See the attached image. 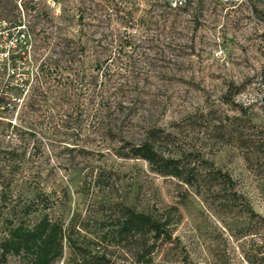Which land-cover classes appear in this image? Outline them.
Listing matches in <instances>:
<instances>
[{"label":"rangeland","instance_id":"rangeland-1","mask_svg":"<svg viewBox=\"0 0 264 264\" xmlns=\"http://www.w3.org/2000/svg\"><path fill=\"white\" fill-rule=\"evenodd\" d=\"M0 20V51L24 35L0 61V242L46 217L50 264H264V0H0ZM150 134L191 184L120 154ZM125 208L169 215L147 263L113 237Z\"/></svg>","mask_w":264,"mask_h":264},{"label":"trees","instance_id":"trees-1","mask_svg":"<svg viewBox=\"0 0 264 264\" xmlns=\"http://www.w3.org/2000/svg\"><path fill=\"white\" fill-rule=\"evenodd\" d=\"M18 23L20 24V21ZM17 39H19L18 35ZM13 54H16V56H13ZM20 55L18 52L12 53L11 62H16L17 59L22 57ZM128 145L127 150L120 152V154L141 158L148 163L153 171L176 177L186 184H191L194 181V167L188 162H183L179 157L164 155L157 148L155 138L151 137V134L136 143H129ZM222 176L230 181L228 175ZM168 217V214L154 215L125 208L122 213V220L116 228V236L113 237L121 240L135 236L134 242L136 245L133 246L135 259L138 262L147 263L149 258L144 257L151 253L155 241L159 238L163 240L170 239V232L167 227ZM64 236L61 225L50 222L46 217L37 220L30 228L19 225L12 230L9 237L0 242V264H2L3 257L7 252L19 254L22 251L29 253L23 264H50L52 260L61 254L62 238ZM149 238L151 242L148 244ZM70 246L73 250L75 249L73 242ZM77 249V253H80L79 248ZM83 260L84 256H82ZM102 263L106 264L105 261Z\"/></svg>","mask_w":264,"mask_h":264},{"label":"built area","instance_id":"built-area-1","mask_svg":"<svg viewBox=\"0 0 264 264\" xmlns=\"http://www.w3.org/2000/svg\"><path fill=\"white\" fill-rule=\"evenodd\" d=\"M163 1L169 7H172V8H181V7L187 6L189 4L203 2L205 0H163ZM216 1L222 2V3H229L230 4V3H239L241 0H216ZM9 22L10 21H8V23ZM6 23L7 22L0 20V28H3L4 27V29H5L7 27V26L6 27L4 26V25H6ZM10 24H11V22H10ZM18 26H19V24H15L14 23L13 28H16ZM6 30H7V28H6ZM6 30H5V32H6V34H8ZM9 34H10L11 39L13 41L12 42L13 43V46H11L9 48L12 49V47H14V45H16V42H19L22 39L21 37H23L24 35L22 33V30H15L14 33L11 32ZM17 35H18L19 39H17ZM9 48L6 45H3L2 50L0 51V61H1V59H3L2 57H4L5 60H8V58L10 59L11 54L12 53H15L14 50H11V49H10L11 50V52H10ZM0 68H2V67H0ZM14 72H15V70L13 68H11L10 69V74H14ZM10 108H12L11 101L6 100L4 98H0V109H10Z\"/></svg>","mask_w":264,"mask_h":264}]
</instances>
